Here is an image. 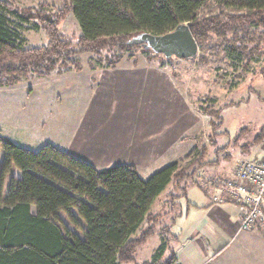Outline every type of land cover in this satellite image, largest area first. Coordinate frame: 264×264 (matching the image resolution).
Wrapping results in <instances>:
<instances>
[{"label":"rangeland","instance_id":"1","mask_svg":"<svg viewBox=\"0 0 264 264\" xmlns=\"http://www.w3.org/2000/svg\"><path fill=\"white\" fill-rule=\"evenodd\" d=\"M16 3L37 9L46 4L48 11L65 6L59 0ZM218 11L209 0L202 13ZM60 29L76 51L74 60L80 69L59 67L46 77L31 75L17 85L0 88V136L35 152L51 144L99 170L132 165L144 180L174 163L185 169L201 157L202 167L194 164L157 198L150 209L161 216L157 234L137 249L134 262L124 264L151 263L163 227L171 229L165 233L170 240L166 260L172 249L179 252L183 247L171 238L179 236L172 224L187 231L204 213L201 194L221 196L212 187L207 192L198 178L210 177V172L218 177L227 165H234V175L240 161L264 159V143H254L264 126V54L252 60L247 54L231 57L215 39L199 45L197 56L185 60L147 56L137 48L79 53L81 29L72 12ZM22 36L26 48L47 44L43 29L25 28ZM208 108L220 110L216 129L210 123L214 118L205 112ZM241 134L245 135L240 146L233 149V140ZM2 158L3 153L0 162ZM212 163L217 167L207 170ZM215 206L234 207L213 202L211 209ZM148 225L143 223L134 238ZM241 242L236 239L232 247H240Z\"/></svg>","mask_w":264,"mask_h":264},{"label":"trees","instance_id":"2","mask_svg":"<svg viewBox=\"0 0 264 264\" xmlns=\"http://www.w3.org/2000/svg\"><path fill=\"white\" fill-rule=\"evenodd\" d=\"M213 1L219 11L203 14L209 0H59L64 8L51 11L46 4L21 8L16 0H0V88L31 75L46 77L59 67L80 69L60 29L71 12L81 29L79 53L137 48L149 56L154 53L128 42L142 33L160 36L188 24L198 45L215 39L231 57L263 55L264 0ZM25 28L43 29L47 44L26 48ZM205 112L214 118L213 129L220 126V110ZM245 134L233 140V149ZM254 143H264V126ZM1 153L0 264L134 262L137 249L157 234L161 216L150 213L157 198L194 164L203 165L201 157L185 169L174 163L144 180L132 165L99 170L51 144L35 152L0 136ZM225 159L232 156L225 154ZM145 222L147 229L134 238ZM170 230L161 229L162 242L146 264H180L176 249L164 260Z\"/></svg>","mask_w":264,"mask_h":264},{"label":"crops","instance_id":"3","mask_svg":"<svg viewBox=\"0 0 264 264\" xmlns=\"http://www.w3.org/2000/svg\"><path fill=\"white\" fill-rule=\"evenodd\" d=\"M233 158V156H232ZM231 161V160H230ZM114 165L101 167L100 169L110 168ZM209 166V165H207ZM229 166V167H227ZM222 167L218 177L210 172L200 176L198 179L204 182L205 190L212 187L217 195H222L223 191L218 181L224 178L232 177L234 165ZM217 165L209 166L207 170H212ZM223 170V171H222ZM198 175V174H197ZM209 184V185H208ZM219 191L221 192L219 194ZM208 192V191H207ZM202 196V207L204 213L192 222L187 231L178 230L175 224H172L173 230L179 233L178 243L183 247L178 252L180 264H264V250L262 251L263 233L259 229L239 233V226L242 220L244 208L236 204L234 207H217L211 209L214 197ZM225 204V203H222ZM219 229H222L219 231ZM221 232H225L223 234ZM261 236V237H260ZM242 241L239 247H232L236 239Z\"/></svg>","mask_w":264,"mask_h":264},{"label":"built area","instance_id":"4","mask_svg":"<svg viewBox=\"0 0 264 264\" xmlns=\"http://www.w3.org/2000/svg\"><path fill=\"white\" fill-rule=\"evenodd\" d=\"M220 186L223 194L213 202L244 208L238 232L259 229L264 235V159L240 161L234 175L221 179Z\"/></svg>","mask_w":264,"mask_h":264},{"label":"water","instance_id":"5","mask_svg":"<svg viewBox=\"0 0 264 264\" xmlns=\"http://www.w3.org/2000/svg\"><path fill=\"white\" fill-rule=\"evenodd\" d=\"M129 46L143 47L165 59H192L199 52V45L188 24L178 26L173 32L165 35L142 33L128 42Z\"/></svg>","mask_w":264,"mask_h":264}]
</instances>
